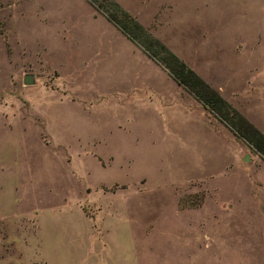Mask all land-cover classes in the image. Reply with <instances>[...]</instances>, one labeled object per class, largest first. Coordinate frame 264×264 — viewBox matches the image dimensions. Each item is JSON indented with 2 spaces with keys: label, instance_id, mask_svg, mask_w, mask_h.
<instances>
[{
  "label": "rangeland",
  "instance_id": "1",
  "mask_svg": "<svg viewBox=\"0 0 264 264\" xmlns=\"http://www.w3.org/2000/svg\"><path fill=\"white\" fill-rule=\"evenodd\" d=\"M111 1L264 135V0ZM104 40L171 78L86 0H0V264H264L262 157Z\"/></svg>",
  "mask_w": 264,
  "mask_h": 264
},
{
  "label": "trees",
  "instance_id": "2",
  "mask_svg": "<svg viewBox=\"0 0 264 264\" xmlns=\"http://www.w3.org/2000/svg\"><path fill=\"white\" fill-rule=\"evenodd\" d=\"M86 2L131 42L139 46L149 59L162 65L178 85L183 86L233 135L244 141L264 160V135L234 110L219 93L207 85L192 69L167 50L163 44L151 37L117 3L111 0H86Z\"/></svg>",
  "mask_w": 264,
  "mask_h": 264
},
{
  "label": "crops",
  "instance_id": "3",
  "mask_svg": "<svg viewBox=\"0 0 264 264\" xmlns=\"http://www.w3.org/2000/svg\"><path fill=\"white\" fill-rule=\"evenodd\" d=\"M106 29L113 31V28L111 27H107ZM104 41V47L107 48V54L110 58L112 55L116 61L118 59L119 62L121 59H126L125 57L130 56L129 58L132 59L133 63H140L139 65L141 66V69H143L134 75L135 83L130 87L132 90V96L135 98L134 103H137L140 106H152L153 103L161 102L163 98H166L168 87L171 88V86L168 85L169 83L172 85V88L176 86L171 78L160 72V70H157L156 67L149 64V62L144 61L142 57L139 60H136L137 53L139 52L131 43L127 50L125 44L129 42L121 43L114 40ZM117 102L122 104V101L120 102L118 100Z\"/></svg>",
  "mask_w": 264,
  "mask_h": 264
},
{
  "label": "water",
  "instance_id": "4",
  "mask_svg": "<svg viewBox=\"0 0 264 264\" xmlns=\"http://www.w3.org/2000/svg\"><path fill=\"white\" fill-rule=\"evenodd\" d=\"M24 84H26V85L33 84V77L31 75L25 76V78H24ZM247 159H248L247 156H245L244 161H246Z\"/></svg>",
  "mask_w": 264,
  "mask_h": 264
}]
</instances>
